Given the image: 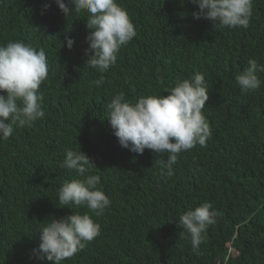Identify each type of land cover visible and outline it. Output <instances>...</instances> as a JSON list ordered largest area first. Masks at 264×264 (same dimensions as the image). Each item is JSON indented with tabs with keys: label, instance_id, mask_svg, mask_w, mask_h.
<instances>
[{
	"label": "trees",
	"instance_id": "obj_1",
	"mask_svg": "<svg viewBox=\"0 0 264 264\" xmlns=\"http://www.w3.org/2000/svg\"><path fill=\"white\" fill-rule=\"evenodd\" d=\"M117 2L136 36L101 73L85 66V13L66 18L55 0H0V45L43 48L49 66L39 89L44 117L0 139V264H46L32 256L40 230L74 211L57 198L62 183L75 178L59 166L69 148L94 160L91 174L101 177L111 205L92 214L99 235L61 264H264V83L243 93L235 79L250 59L264 64V0H253L246 29L193 18L191 0ZM69 27L71 49L61 42ZM195 72L209 90L203 114L211 136L206 146L181 152L169 177L161 174L166 154L121 147L107 105L121 92L133 103L167 95ZM205 202L217 215L197 254L177 220Z\"/></svg>",
	"mask_w": 264,
	"mask_h": 264
},
{
	"label": "clouds",
	"instance_id": "obj_2",
	"mask_svg": "<svg viewBox=\"0 0 264 264\" xmlns=\"http://www.w3.org/2000/svg\"><path fill=\"white\" fill-rule=\"evenodd\" d=\"M67 18L85 13L86 37L85 66L105 73L117 62L119 50L136 36L135 26L127 10L117 0H55ZM198 6L192 12L195 19H207L213 28H247L252 15L253 0H191ZM45 4L43 10L50 8ZM43 14V13H42ZM65 30L64 42L71 49L75 39ZM264 64L250 59L235 79L243 93L255 91L264 83L259 74ZM49 74L46 53L23 41H8L0 45V139H8L14 126H32L45 115L43 93L39 91ZM97 86L104 79L94 82ZM167 95L139 97L134 103L124 93L114 96L107 105V123L121 147L142 155L146 149L161 156V174L174 175L173 165L178 155L197 144L204 147L211 136V129L203 114L209 90L200 72L190 78L177 79L175 85L165 89ZM94 160L80 150L66 149L60 167L75 178L65 180L58 189L59 207L74 211L63 218L52 217L40 230L38 247L32 250L33 258L46 264H61L100 233V225L93 218L101 216L110 207L111 200L103 191L101 177L91 174ZM96 165V164H95ZM86 207L81 214L76 208ZM216 211L205 202L194 210L188 209L177 220L191 238L194 252L199 250L203 233L215 222Z\"/></svg>",
	"mask_w": 264,
	"mask_h": 264
}]
</instances>
